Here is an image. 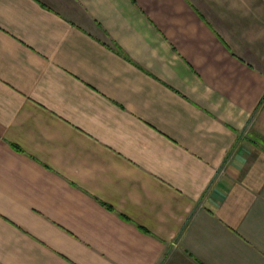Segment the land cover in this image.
<instances>
[{"label": "crops", "instance_id": "1", "mask_svg": "<svg viewBox=\"0 0 264 264\" xmlns=\"http://www.w3.org/2000/svg\"><path fill=\"white\" fill-rule=\"evenodd\" d=\"M0 264H264V0H0Z\"/></svg>", "mask_w": 264, "mask_h": 264}]
</instances>
